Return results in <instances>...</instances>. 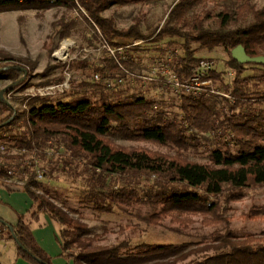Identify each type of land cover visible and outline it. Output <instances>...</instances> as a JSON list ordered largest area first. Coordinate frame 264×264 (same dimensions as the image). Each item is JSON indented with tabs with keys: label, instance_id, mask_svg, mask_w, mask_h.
<instances>
[{
	"label": "trees",
	"instance_id": "trees-1",
	"mask_svg": "<svg viewBox=\"0 0 264 264\" xmlns=\"http://www.w3.org/2000/svg\"><path fill=\"white\" fill-rule=\"evenodd\" d=\"M149 1L155 0H0V12L81 8L103 39L118 48L136 40L151 39L155 33L146 35L139 27L119 30L114 19L105 17L103 13L116 4ZM220 1L232 3L239 16L252 15L253 20L246 26L229 28L236 13L226 7L219 15V28L206 27L204 18L199 15L192 22L184 21V11L190 5L195 7ZM176 11L177 23L165 24L156 38L163 40L171 36L184 39L181 45L183 54L174 65L182 81L189 78L193 68L202 61L196 56L193 43L209 49L221 46L229 52L242 46L251 60L264 56V7L256 9L249 0H176ZM18 62L25 61L0 51V78L11 79L14 84L7 92L32 76L30 71L16 67ZM75 63L78 68L88 66L86 62ZM107 63L97 70L104 75L125 73L112 59ZM123 64L130 67L131 61ZM246 64L236 56L232 58L230 68L235 75L231 86L225 82L224 72L212 71L208 76L214 82H220L222 89L235 99L232 104L222 97L226 103L222 110L211 104L217 101V96L183 93L178 111H165L155 98L138 94L111 97L106 93L109 90L107 84L103 82L85 83L80 96L69 101L38 97L30 105L28 139L24 140V145L32 148L34 142L43 146L50 141L61 140L75 160L85 161L83 171L89 173L86 193L98 210L112 212L115 207L123 208L139 200L135 188H116L110 181L111 176L157 175L160 188L151 195L160 208L154 206L147 215L148 222L158 224L168 216L177 220L178 214L201 215L207 224L222 222L226 219L223 214L227 208L225 205L241 198L246 189L264 187V69L259 75L244 76ZM0 109L9 112L6 119L0 120L1 127L15 112L1 94ZM207 133L214 135L222 146L211 151L209 163L190 160L186 154L200 145ZM116 136L168 146L175 150V154L120 145L113 140ZM9 166L0 168V185L11 189L12 184L6 178ZM37 183V174L34 173L20 188L32 200L33 208L36 207L32 217L39 222L41 212L46 211L64 226L58 237L63 246L61 256L73 260L74 264H180L186 260L189 261L185 264H264V232L261 236L250 234L237 238L230 230H216L203 243L184 252L187 245L144 244L131 248L127 241L111 246L96 245L87 236L90 232L88 226L72 217L46 194L38 192L33 187ZM223 196L224 204L221 203ZM0 206L12 210L1 201ZM15 214L16 223L0 217L3 220H0V236L15 241L19 258L31 264H53L51 256L35 237L32 222L25 214ZM247 216L264 218V206L253 208ZM75 247L79 250L77 255L70 252Z\"/></svg>",
	"mask_w": 264,
	"mask_h": 264
},
{
	"label": "rangeland",
	"instance_id": "rangeland-1",
	"mask_svg": "<svg viewBox=\"0 0 264 264\" xmlns=\"http://www.w3.org/2000/svg\"><path fill=\"white\" fill-rule=\"evenodd\" d=\"M175 4L176 0H155L138 4H116L107 9L103 15L114 19L119 30L139 27L146 35L155 33L153 38L144 39V42L140 44L136 42L141 40H136L133 44L118 48L109 45L103 39L101 32L87 19V13L81 8L0 12V51L23 59L25 62L16 63V67L32 73L27 82L9 92L7 90L14 85L13 81L5 77L0 78V94L4 91L1 98H5V101L15 111L14 115L0 127V168L9 164V171L15 172L12 174L8 172L7 181L20 188L28 183L31 175L36 173L38 183L33 187L38 192L46 194L72 217L85 223L90 230L87 236L96 245L111 246L122 241L129 242L131 248L144 244H173L178 247L187 245V248L183 249L184 252V250L188 251L193 246L203 243L206 237L216 230L222 232L230 230L237 238H244L250 234L261 236L264 232V218L252 219L247 216L253 208L264 206V187L246 189L241 198L225 205L227 208L223 214L226 219L222 222L207 224L204 222L205 217L201 215L178 214L176 215L179 218L177 220L168 216L160 223L153 224L147 221V215L153 211L154 206L160 208V205L157 206L158 203H154V197L151 195V192L160 188L159 176H111L110 181L114 187L135 188L139 200L123 208L115 207L112 212H105L98 210L95 202L86 193L89 173L83 171L85 161L75 160L71 150L61 140L50 141L43 146L34 142L32 148L24 145V140L28 139L30 105L33 99L42 97L39 94L40 90L68 81L69 87L64 93L59 94L58 92L48 97L69 101L80 96L86 86L85 83L91 85L100 83L96 80V74L102 77L101 82L103 83L106 79H111L110 84H107L109 90L106 92L111 97L123 98L138 94L157 99L161 102V109L165 111H178L183 91L173 88L167 82V77L160 73L159 67L162 63L168 64L169 67L175 65L172 56L174 57L175 49H180L181 55L183 54L181 45L184 39L171 36L163 40L156 38L165 24L175 25L177 23L178 13L177 11L175 13ZM249 4L256 9H262L264 0H249ZM226 7L234 13L237 11V7L232 3L222 1L209 2L195 7L190 5L184 11V21L192 22L199 15L204 18L206 27L219 28V15ZM234 17L229 26L232 29L246 26L253 20L252 15L242 18L241 14L239 16L236 13ZM180 26L183 27V25ZM66 42L68 45L65 44ZM137 46L138 48H135ZM193 49L198 58L212 62L213 71L224 72L225 82L229 86L233 84L235 73L230 68V62L236 56V49L232 52L221 46L209 49L199 43H193ZM113 50L116 51L115 54ZM108 59H112L125 73L104 75L98 71L97 67L108 65ZM129 60L131 66L127 67L123 62ZM262 61H264V56L257 60H251L247 56L244 61L247 62L244 76L259 75L264 69ZM75 62H86L88 66L78 68ZM232 73H234L233 76ZM256 81L258 82V78ZM209 86L213 90L226 92L222 89L220 82L210 80ZM211 96L219 97L211 104L217 110H222L226 105L222 100L223 96L214 93L207 97ZM226 99L233 101L232 98ZM8 115L9 112H3L0 109V120L6 119ZM205 137L200 145L186 154L190 160L209 163L211 151L222 146L214 135L207 133ZM113 140L124 146L146 147L161 153L175 154L173 148L151 142L132 141L119 136L114 137ZM39 172L43 174V177L38 176ZM24 195L21 194V197H27ZM1 197L4 198V195L2 194ZM224 201L225 196L221 197L222 204L225 203ZM18 210L32 222V227L37 233L39 223L32 217L36 207L24 211L21 206H18ZM40 220L44 233L49 235V239L54 238L56 231V237L61 235V230L58 231V229L59 227L63 229L64 226L56 224L51 214L46 211L41 212ZM0 229L2 230V227ZM37 236L46 246L53 264H74L73 260L66 257H56V251L60 249L63 251L60 241H58L59 248L53 240L52 245L55 249H52L39 233ZM9 244L14 249L16 248L14 242ZM70 252L77 255L79 250L75 247ZM186 262L181 261L180 264Z\"/></svg>",
	"mask_w": 264,
	"mask_h": 264
},
{
	"label": "built area",
	"instance_id": "built-area-1",
	"mask_svg": "<svg viewBox=\"0 0 264 264\" xmlns=\"http://www.w3.org/2000/svg\"><path fill=\"white\" fill-rule=\"evenodd\" d=\"M141 42H144V40L138 41L136 42V44H140ZM113 54H115V50L112 51ZM181 56V51L180 49H175L174 52V57L172 56V60H174V62L176 63L179 59V57ZM174 58V59H173ZM176 60V61H175ZM214 70L213 64L210 61L207 60H202L200 62V64L196 67L193 68L192 70V75L187 78L186 80L182 81L177 73L174 70V66L173 67H169L168 64L166 63H162L159 67V71L163 76L167 77V82L170 83L173 88H175L176 90H182L183 93L186 94H192V95H197V96H201V95H206V96H210L211 94L217 93L219 95H222L223 97L226 98H232L233 101H230L232 103L235 102V99L233 98V96L231 95V93H227V92H219V90H213L211 89V87L209 86V82L210 80L212 81L211 78H208V76L211 75V72ZM234 73H232L233 76ZM96 80L101 82L102 81V77L99 74L95 75ZM111 79H106L105 83L106 84H110ZM69 87V82H65L62 83L61 85H55L53 87H47L45 89L40 90L39 94L42 97H48V96H53L55 94H57L58 92L64 93L66 91V89ZM36 96V95H34ZM11 174L14 173L15 171H9ZM39 177H43V174L39 172ZM0 264H3V262L0 260Z\"/></svg>",
	"mask_w": 264,
	"mask_h": 264
},
{
	"label": "crops",
	"instance_id": "crops-1",
	"mask_svg": "<svg viewBox=\"0 0 264 264\" xmlns=\"http://www.w3.org/2000/svg\"><path fill=\"white\" fill-rule=\"evenodd\" d=\"M10 187H11V189L7 188L5 185H0V201L8 204L12 208V210H11L9 208H4V207L0 206V217L2 219H5L7 222L16 223V221H17L16 217L17 216H16L15 212L21 213L18 210V206H21L22 210L28 211V208L33 207V202L26 193H23L24 191L20 190V187H15L14 185H12ZM2 194L4 195V198L1 197ZM21 194H22V196L25 194L27 197H21ZM26 198H29L31 201L29 199H26ZM20 202H21V204L19 205ZM54 222L56 224H58L55 220H54ZM38 223H39V225H38L39 229H38L37 233H39L40 237L44 241L47 242V245H49L50 248L55 249L54 246L52 245L53 240L56 243V245L59 247V243H58V241H59L58 237L59 236L56 237V235H55V234H57V231H56V233L53 232L54 238L52 237V239H49V235H45V233H44V228L41 225V220ZM59 230H62V227L61 228L59 227L58 231ZM37 233H36V230H34L35 237L37 238V240L39 241L41 246L46 251H48L46 246L43 245L42 242L40 241V239L38 238ZM0 238H1L0 239V260L3 262V264H31V263L27 262L26 260L19 258L17 255L16 248L14 249L12 246H9L10 242L15 243V241L13 239H11L9 237L2 238L1 236H0ZM15 247H16V245H15ZM62 252L63 251L61 249L59 251H56V254H55L56 257H61Z\"/></svg>",
	"mask_w": 264,
	"mask_h": 264
},
{
	"label": "water",
	"instance_id": "water-1",
	"mask_svg": "<svg viewBox=\"0 0 264 264\" xmlns=\"http://www.w3.org/2000/svg\"><path fill=\"white\" fill-rule=\"evenodd\" d=\"M236 56L240 61H245L247 59V55L245 53V50L242 46H239L238 48H236ZM4 91L1 92V96H3ZM1 221H3L0 218ZM13 230V228H11Z\"/></svg>",
	"mask_w": 264,
	"mask_h": 264
},
{
	"label": "bare ground",
	"instance_id": "bare-ground-1",
	"mask_svg": "<svg viewBox=\"0 0 264 264\" xmlns=\"http://www.w3.org/2000/svg\"><path fill=\"white\" fill-rule=\"evenodd\" d=\"M65 44H66V45H68V43H67V42H66Z\"/></svg>",
	"mask_w": 264,
	"mask_h": 264
}]
</instances>
